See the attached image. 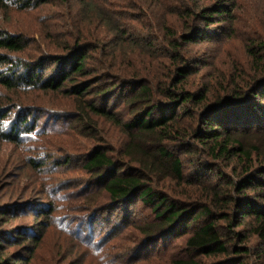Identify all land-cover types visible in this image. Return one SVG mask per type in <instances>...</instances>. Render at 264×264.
<instances>
[{
	"label": "rangeland",
	"instance_id": "1",
	"mask_svg": "<svg viewBox=\"0 0 264 264\" xmlns=\"http://www.w3.org/2000/svg\"><path fill=\"white\" fill-rule=\"evenodd\" d=\"M218 1L187 0L186 4L212 6ZM233 1L236 6L232 19L208 28L217 27L212 40L190 45L189 57L193 61L201 60L197 67L209 59L215 61V66L193 72L188 87L215 86L218 75L223 81L224 74L228 80L230 73H240L237 81L242 83L250 73L256 72L246 48L264 42V0ZM134 2L138 6L132 8H126L120 0L105 3L109 10L124 11L120 19L127 33L122 36L107 32L105 45L92 51L91 67L99 69V74L112 72L117 77L120 73H131L134 64L146 58L149 41L159 45L150 49L158 53L163 43L162 19L181 5L178 0H151L152 8L146 9L151 4L149 0H132L130 4ZM82 3L49 0L22 7L8 0L6 5H0V30L22 34L27 40L22 51L0 48V54L11 59L0 64V71H10L8 67H13L23 73L28 63L41 58L45 63L40 73L44 70L46 75L50 69L57 68L60 63L50 59L60 53L67 54L73 35H79L90 22ZM168 17L175 21L174 16L168 14ZM89 27L91 33L100 31L94 23ZM230 32L232 36L227 37ZM109 52L112 54L107 56ZM109 81L99 83H112ZM69 88L66 85L59 90L42 89L22 82L18 89L9 90L0 85V108L7 111L0 121V132L10 131L23 116L34 125L15 140L0 136V212L3 213L0 264H174L178 259H194L198 264H238L239 261L264 264V240L256 235L238 242L241 249L236 247L235 252L230 249L225 253L195 255L186 247V236L151 242L137 228L154 220L151 206L143 201L132 205L130 216L118 208L113 211L108 194L96 179L97 172L86 165L88 158L94 149L102 148L117 161L126 160L142 167V157L138 150L127 147L129 139L122 127L89 109L88 104L95 96L66 93ZM121 101L119 96L108 97L104 102L100 97L96 103L107 102V107L116 109V116L121 118L126 114ZM256 131L247 135L251 143L257 144L264 131ZM164 145L176 154L180 152L186 166H191L194 151L179 150L172 140H166ZM261 152L260 156L264 157V150ZM201 157L197 154L195 160ZM205 158L212 161L208 156ZM218 163L222 171L231 173V167L222 161ZM157 185L161 192L175 197H182L181 193L189 187L170 182L169 178ZM244 247L247 251L242 250Z\"/></svg>",
	"mask_w": 264,
	"mask_h": 264
},
{
	"label": "trees",
	"instance_id": "2",
	"mask_svg": "<svg viewBox=\"0 0 264 264\" xmlns=\"http://www.w3.org/2000/svg\"><path fill=\"white\" fill-rule=\"evenodd\" d=\"M7 1L0 0V5H6ZM46 1L49 0H13V3L29 7ZM79 1L83 2L90 22L79 35H73L67 54L60 53L50 59L60 65L46 75L44 70L40 73L44 58L28 63L23 73L8 67L10 71H0V85L9 90L18 89L22 82L25 86L54 90L69 85L66 93L95 96L88 104L89 109L122 127L129 139L127 147L139 151L142 167L126 160L117 161L102 148L92 151L86 165L97 172L96 179L108 194L113 211L118 208L130 216L132 205L139 200L151 206L154 220L137 227L151 242L186 236L187 249L197 255L225 253L230 249L235 252L236 247L241 249L238 242L250 235L264 240V157L260 156L264 135L257 144L251 143L247 135L264 131V42L247 46L246 53L256 72L250 73L242 83L237 81L240 73H230L228 80L224 74L223 81L218 75L215 86L188 87L193 72L215 66V61L209 59L197 67L201 60L193 61L189 57L190 45L212 40L217 27L208 28L232 19L234 1L220 0L212 6L192 7L189 2L186 4L187 0H178L180 7L168 12L175 21L168 14L162 19L163 43L158 53L150 49L159 45L149 41L146 58L134 64L131 73L127 71L117 77L112 72L99 74V69L91 67L92 51L105 45L107 32L122 36L127 33L120 19L124 11L106 8L108 0ZM120 1L126 8L138 6L135 2L130 4L132 0ZM149 1L151 4L146 9L152 8ZM92 23L100 31L91 33ZM231 36L232 32L227 34ZM26 45L22 34L0 30V48L16 52L24 50ZM9 61L8 55L0 54V64ZM92 75L94 78L90 79L88 76ZM103 80L112 83H99ZM114 96H119L125 106L126 114L121 118L116 116V109L107 107V102L96 103L100 97L104 102ZM6 114L0 108V121ZM33 126L23 116L10 131H1L0 136L15 140ZM166 140L175 141L179 150L195 152L190 167L179 151L176 154L164 145ZM197 154L203 157L195 160ZM205 156L212 161L208 162ZM218 161L231 167V173L222 171ZM165 178L189 187L181 193L182 197L161 192L157 184ZM242 250L247 251V247ZM173 263L198 264L194 259H178Z\"/></svg>",
	"mask_w": 264,
	"mask_h": 264
}]
</instances>
